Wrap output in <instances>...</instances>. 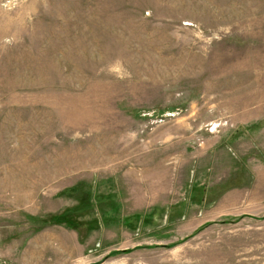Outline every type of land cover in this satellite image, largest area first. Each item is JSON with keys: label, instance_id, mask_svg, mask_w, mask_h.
I'll use <instances>...</instances> for the list:
<instances>
[{"label": "rangeland", "instance_id": "rangeland-1", "mask_svg": "<svg viewBox=\"0 0 264 264\" xmlns=\"http://www.w3.org/2000/svg\"><path fill=\"white\" fill-rule=\"evenodd\" d=\"M0 264H264V0H0Z\"/></svg>", "mask_w": 264, "mask_h": 264}]
</instances>
